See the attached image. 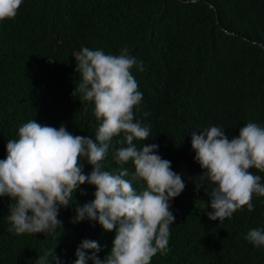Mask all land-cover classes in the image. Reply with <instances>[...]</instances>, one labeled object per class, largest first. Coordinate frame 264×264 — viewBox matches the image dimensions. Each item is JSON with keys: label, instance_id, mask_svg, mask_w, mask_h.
Returning <instances> with one entry per match:
<instances>
[{"label": "trees", "instance_id": "16d2710c", "mask_svg": "<svg viewBox=\"0 0 264 264\" xmlns=\"http://www.w3.org/2000/svg\"><path fill=\"white\" fill-rule=\"evenodd\" d=\"M263 43L264 0H23L13 19L0 21V159L7 141L33 119L95 140L94 105L71 95L80 82L72 56L83 47L113 55L127 47L143 67L132 72L143 94L134 122L150 130L147 140L134 143L157 144L156 154L185 183L170 201L169 251L151 264H264V246L245 239L250 229L264 230V197L253 195L252 211L245 206L231 218L210 220L212 185L204 180L196 190L203 170L191 146L192 131L210 126L223 128L229 139L248 122L264 127ZM119 139L111 141L104 168L132 173L131 161L120 165L112 158L126 146ZM80 164L85 175L91 172L85 158ZM250 171L264 183V173ZM133 186L145 187L143 181ZM94 192V185H80L72 203L59 208L62 226L51 234L10 232L14 201L0 197V264H36L48 249L60 264H74L72 253L85 239L100 245L96 255L103 260L115 231L88 219L73 222L76 207L92 201ZM53 258L49 264H56Z\"/></svg>", "mask_w": 264, "mask_h": 264}, {"label": "clouds", "instance_id": "9594fccd", "mask_svg": "<svg viewBox=\"0 0 264 264\" xmlns=\"http://www.w3.org/2000/svg\"><path fill=\"white\" fill-rule=\"evenodd\" d=\"M23 0H0V21L13 19ZM80 82L71 95L91 102L93 114L99 122L95 140L88 136L73 135L62 124L59 128L29 120L18 128V138L6 143L7 156L0 159V197L7 196L10 232L15 234L54 233L61 221L57 219L61 206L73 201L80 185L95 186L94 199L77 206L73 222L96 221L102 229L115 231L110 253L103 259L96 255L100 245L94 240H83L72 253L74 264H151L155 258L169 251L170 224L175 217L170 201L185 188L180 174L171 169V162L156 154L155 143L137 147L134 141L150 137L148 127L134 122V108L142 93L132 72L143 71L127 47L119 55L105 54L101 49L83 47L72 56ZM145 115H147L145 113ZM116 143L112 158L117 164L129 161L134 172L120 168L117 172L105 170L107 157L114 137ZM191 146L195 161L203 170L201 183L212 185L207 192L212 211L210 220L223 221L234 212L247 207L254 209L253 195L264 197L261 176L250 169L264 173V127L248 122L231 139L224 129L210 126L191 133ZM92 166L89 174L82 171L80 159ZM143 181L140 191L134 182ZM206 205V206H207ZM245 239L256 247L264 246V230L250 229ZM86 250L92 252L86 255ZM60 264L54 249L44 251L36 264H49L53 256Z\"/></svg>", "mask_w": 264, "mask_h": 264}, {"label": "water", "instance_id": "95a60500", "mask_svg": "<svg viewBox=\"0 0 264 264\" xmlns=\"http://www.w3.org/2000/svg\"><path fill=\"white\" fill-rule=\"evenodd\" d=\"M263 47H264V43L263 44H261Z\"/></svg>", "mask_w": 264, "mask_h": 264}]
</instances>
